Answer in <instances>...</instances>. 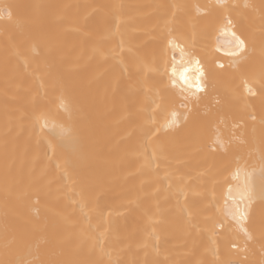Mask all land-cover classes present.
Instances as JSON below:
<instances>
[{"label": "bare ground", "instance_id": "6f19581e", "mask_svg": "<svg viewBox=\"0 0 264 264\" xmlns=\"http://www.w3.org/2000/svg\"><path fill=\"white\" fill-rule=\"evenodd\" d=\"M214 2L0 0L11 15L0 18V264L45 260L54 247L80 264H261L258 235L245 245L229 231L213 243L218 213L210 204L222 207L229 187L248 185L253 198L244 203L254 219L264 214L260 100L232 99L241 78L264 63V0H228L240 5L230 16L247 41L236 67L229 62L239 57L225 55L233 44L220 31L223 11L195 17L193 5ZM168 28L202 61L210 87L198 104L143 67L159 62ZM15 51L29 57L27 68ZM146 90L160 94L155 112ZM61 97L69 112L56 111ZM172 109L189 119L161 128ZM45 112L79 136L80 156L41 129ZM217 137L223 147L209 151ZM101 234L105 252L92 246Z\"/></svg>", "mask_w": 264, "mask_h": 264}, {"label": "snow or ice", "instance_id": "6c2138e0", "mask_svg": "<svg viewBox=\"0 0 264 264\" xmlns=\"http://www.w3.org/2000/svg\"><path fill=\"white\" fill-rule=\"evenodd\" d=\"M112 7L119 8L121 6L113 5ZM183 7L185 6L177 4L171 5V8L173 9H180ZM192 7L195 10L196 18L210 16L213 9L223 11L224 15L220 20L222 25L220 31L224 34H230L233 44L231 49L225 52V55L230 57H239V59L229 62L230 67H236L237 64L245 59V56L242 54L246 53L247 50V41L242 35H238L233 30L235 25L230 16V12L235 8L240 7V5H230L228 0H215L213 4H195ZM243 7L246 9H255L254 5L248 3H245ZM7 9V5H5L3 8H0V18H3L5 14H7L8 18L11 19V15L10 13H7ZM173 15H175V13H173ZM115 18L117 21L116 27L118 29L120 22L119 16H116ZM260 20L261 31L264 32V5L261 6ZM190 22L192 23V26L195 27L194 20ZM166 23H168V21H166ZM120 48H124L123 40H121ZM31 51L34 55H39L35 46L32 47ZM216 51L219 52L221 49L217 47ZM169 52H171L170 60L168 59ZM176 53H179V58H177ZM13 55L16 57L18 62L23 63L25 68L28 67L29 57L27 55L19 51H15ZM143 67L147 71H156L157 73L166 77L170 88L173 90H178V94L183 96L184 100L188 103L195 102L198 104L208 96L210 84L203 68L202 61L196 56L194 52L188 49L187 45L182 42L180 37L174 35L171 28L167 29V36L165 37L164 45L160 51L159 62L154 66L143 64ZM217 67L219 69H225V64L218 62ZM142 87L146 88V85H142ZM237 88L240 89L239 95L232 97V99H240L246 105L252 104L251 98H258L260 100L259 124L261 129L264 130V63L261 64L258 72L242 77L240 83L237 85ZM150 92L151 90H146L145 95L150 104L153 105L152 110L155 112L157 108H161V103L159 102L160 94L158 92L149 94ZM216 102L217 104L220 103L219 100ZM182 106L187 107V104ZM56 111L58 113L70 111V105L64 101L63 97L59 99ZM188 119V112L178 113L175 109H172L169 111L168 117L166 118L164 124L161 125V128L176 129L181 126L183 121H187ZM249 119L252 121L257 120V116L254 111L249 114ZM37 122L40 123L42 130L50 129L54 133V138H57L61 141L60 146L63 147L65 151L75 156L81 155L79 136L74 134L73 129L70 126H66L64 123H58L55 117L47 112L42 113L39 117H37ZM149 122L155 123V120L152 119ZM160 130V128H157L155 131L158 132ZM148 131L152 132L151 129ZM254 133L255 125H253V134ZM152 134L155 133L153 132ZM209 139H211V137H209ZM214 143L217 145L216 148H213L211 144L206 145L209 148V151H217L219 148L223 147L219 137L216 138ZM155 155V152H153V156L151 158L145 157V160L150 164L152 161H154ZM261 162L264 164V156H262ZM238 175L239 173H237V177ZM261 176L264 177V167L261 168ZM233 192H235L239 198L234 196ZM259 195L260 199L264 201V185L261 186ZM252 198L253 196L248 185H245L243 188H241V186L237 184L234 188H228V194L224 198L222 207L219 206V201H216L214 205L210 204L211 207L215 208V212L218 213V217L213 223V243H215V237L221 236L224 232L229 231L233 233L236 239H242L245 245H247L250 241H254L257 235L259 236L260 241L264 242V214H262L259 219H254L249 212L248 205L244 203L246 200L251 201ZM68 199L73 203H78L80 205L81 213L85 216L87 215L83 203L75 201L73 197H68ZM217 227L221 229V231H215ZM103 244V234L92 238V246L96 249H100L101 252H105ZM232 247L237 248L238 244L232 243ZM35 251H39L38 246L36 247ZM261 252L264 254V243H262ZM31 254L32 250L30 249L29 255ZM213 255H215V252H213ZM16 264H80V262L61 258V254L58 253L54 247L48 258L45 260H32L25 258L23 260H18ZM227 264H231V262H227ZM261 264H264V259L261 260Z\"/></svg>", "mask_w": 264, "mask_h": 264}]
</instances>
